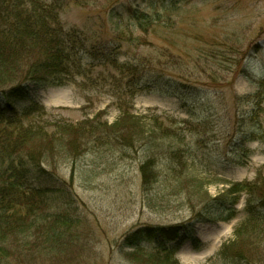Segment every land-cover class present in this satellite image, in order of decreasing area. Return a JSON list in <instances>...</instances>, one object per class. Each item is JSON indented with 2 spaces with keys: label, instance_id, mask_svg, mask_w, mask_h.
Masks as SVG:
<instances>
[{
  "label": "rangeland",
  "instance_id": "rangeland-1",
  "mask_svg": "<svg viewBox=\"0 0 264 264\" xmlns=\"http://www.w3.org/2000/svg\"><path fill=\"white\" fill-rule=\"evenodd\" d=\"M23 1L30 6L35 0ZM61 2L60 18L67 28L84 26L91 17L106 21L107 10H119L117 7L161 14L165 25L152 26L136 46L126 44L127 54H146L156 62L161 59L167 64L164 72L170 78L185 82L187 70L174 65L173 58L178 57L192 67L193 56L196 58L201 52L203 59L207 57L200 61L206 71L192 73L202 78L201 89L207 90L203 96L208 101L202 100L201 104L211 109L157 90L130 96L125 80L113 67L94 65L88 60L84 61L85 74L67 86L31 83L26 97L16 99L15 105L34 98L48 109L51 119L69 122L105 111L102 119L112 123L120 115L124 101L135 113L155 115L165 126H180L177 122L183 125L191 119L210 122L206 132L203 126L194 132V124L182 127L192 147L185 158L189 167L185 173L189 175H182V185L171 187L162 169L165 180L164 176L157 177L156 183L144 188L141 165L148 152L141 149L134 150L126 159L113 157L117 162L100 167L96 176L89 177V183L80 174L70 179L71 170L64 160L60 161L57 171L72 184L76 198L77 224L59 240L35 239L31 255L21 263L169 264L175 260L173 264H229L218 253L221 245L234 237L236 227L246 216L244 195L235 211H227V217L217 221H203L206 215L202 212H209L210 207L197 201L219 196L234 182L252 181L260 170L264 173V138L257 137L259 123L264 134V0H99L88 6L74 0ZM106 25L110 26L109 22ZM161 46L166 48L163 53ZM246 116L249 118L244 123L240 121ZM237 142L244 143V148ZM243 160L245 163L241 164ZM187 194L193 195L197 206L190 207ZM49 204L53 211V203ZM59 209L56 207L55 211ZM177 224L186 226V236L181 241L160 244L159 240L142 237L137 244L130 245L124 240L125 235L138 228ZM262 235L257 245L250 244L245 251L257 253L261 260L258 263L264 264ZM42 244L43 248H39ZM171 248L175 250L167 261L151 257L158 252L169 254Z\"/></svg>",
  "mask_w": 264,
  "mask_h": 264
},
{
  "label": "trees",
  "instance_id": "trees-1",
  "mask_svg": "<svg viewBox=\"0 0 264 264\" xmlns=\"http://www.w3.org/2000/svg\"><path fill=\"white\" fill-rule=\"evenodd\" d=\"M74 1L84 6L99 2ZM61 5V0H53L52 4L35 0L30 6L23 0H0V264H22L21 260L31 255L35 239L37 242L42 237L59 240L68 228L76 226V198L72 184L57 171L60 161L64 160L71 170L70 179L80 174L89 183V177L96 176L100 167L117 162L113 157L126 159L131 152L141 149L148 152L141 165L144 188L156 183L157 177L164 176L165 180L164 171L171 187L182 185V175H189L185 173L189 168L185 158L192 151L182 127L194 124V132L202 126L206 132V124L210 122L191 119L183 125L177 122L180 126H165L155 115L135 113L128 107L129 102L124 101L120 115L112 123L102 119L105 111L69 122L63 118L51 119L48 109L34 98L15 105L16 99L26 97L31 83L67 86L85 74L84 61L88 60L94 65L113 67L125 80L126 93L130 96L157 90L211 109L201 104L202 100L208 101L203 96L207 90L201 89L200 75L192 73L206 71L200 61H206L207 57L203 59L201 52L198 57L193 56L192 67L188 62H180L178 57L173 58L174 65L187 70L185 82L170 78L164 72L167 64L161 59L156 62L146 54H127L126 44L136 46L152 26L165 25L161 14L136 7L126 10L117 7L119 10H107L106 21L91 17L84 26L67 28L60 18ZM165 49L160 48L162 53ZM248 118L242 117L240 121L244 123ZM259 129L257 137L263 139L260 123ZM237 145L244 148L242 142ZM243 195L246 216L236 227L234 237L221 245L218 254L229 264H262L258 263L261 260L257 253L245 251L250 244L257 245L264 231L262 170L252 181L234 182L219 196L197 202H206L205 208L210 207L209 212H202L207 216L205 221H217L227 217V211H235ZM192 196L187 194V199L190 207H195L198 204ZM49 203H53V211ZM56 207L60 209L55 211ZM185 227L177 224L138 228L125 235L124 240L134 245L142 237L177 239L180 232L186 231ZM151 257L159 262L169 259L168 254L160 252Z\"/></svg>",
  "mask_w": 264,
  "mask_h": 264
},
{
  "label": "bare ground",
  "instance_id": "bare-ground-1",
  "mask_svg": "<svg viewBox=\"0 0 264 264\" xmlns=\"http://www.w3.org/2000/svg\"><path fill=\"white\" fill-rule=\"evenodd\" d=\"M207 217V216H206ZM204 218V219H202L203 221H205V220H207V218ZM186 236V234L184 233V232H180L179 234H178V237H177V239H172V241H181L184 237ZM171 241V239H170V237H167L166 239L164 238V239H160L159 240V243L160 244H162V242H167V243H170V242H172ZM167 246V245H166ZM169 247H171V246H169ZM174 248H171L170 249V253L168 254L169 256L171 255V254H173L174 253Z\"/></svg>",
  "mask_w": 264,
  "mask_h": 264
}]
</instances>
